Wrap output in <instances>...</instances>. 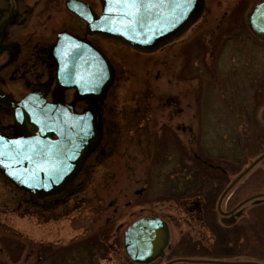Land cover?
I'll return each instance as SVG.
<instances>
[{"label":"rangeland","instance_id":"1","mask_svg":"<svg viewBox=\"0 0 264 264\" xmlns=\"http://www.w3.org/2000/svg\"><path fill=\"white\" fill-rule=\"evenodd\" d=\"M205 1L198 22L153 54L109 45L117 76L104 109L106 156L90 160L59 205L39 202L0 176V264H52L77 246L94 264H134L124 232L143 216L162 219L170 231L165 258L153 264L176 258L264 264V206L248 207L237 224L213 231L219 215L207 198L216 192L215 178L236 179L264 154V69L237 83L241 91L226 88L218 96L211 54L237 29L249 36L248 15L262 0ZM195 37L198 47L189 43ZM203 50L208 67L200 75ZM245 178L252 181L245 195L263 190L264 160ZM197 202L210 209L211 229Z\"/></svg>","mask_w":264,"mask_h":264},{"label":"water","instance_id":"2","mask_svg":"<svg viewBox=\"0 0 264 264\" xmlns=\"http://www.w3.org/2000/svg\"><path fill=\"white\" fill-rule=\"evenodd\" d=\"M100 3L99 17L81 15L89 32L141 54H153L186 34L202 17L206 5L205 0ZM248 26L264 42V0L249 13ZM58 42L55 69L59 92L52 101L39 89L20 100L0 91V118L10 119L0 127V176L39 202L52 199L58 203L80 180L89 159L96 154L106 156L101 147L105 137L104 109L117 76L111 60L87 41L62 34ZM67 90H74L69 102L64 97ZM79 104L85 106L82 111L76 110ZM262 118L264 121V113ZM263 160L264 154L229 189ZM219 212L228 215L220 209ZM169 242V227L158 217H140L124 232V250L134 264L163 259ZM175 263L259 264L186 259L166 264Z\"/></svg>","mask_w":264,"mask_h":264},{"label":"flooded vegetation","instance_id":"3","mask_svg":"<svg viewBox=\"0 0 264 264\" xmlns=\"http://www.w3.org/2000/svg\"><path fill=\"white\" fill-rule=\"evenodd\" d=\"M85 13L99 17L102 14L100 0H0V91L20 100L39 89L46 94L49 101H52L59 92L56 91L58 87L55 65L56 50L59 46L57 43H59L62 34L87 41L101 50L112 62L108 54L109 45H121L90 33L87 22L81 17ZM247 31L249 32L248 37L246 36V29H237L225 37L224 42L215 44L214 52L211 54L213 78L218 96H225L227 94L226 88L230 90L234 88L233 94L241 91L236 90L237 83L251 82L253 74L258 73L260 68L264 69V42L251 32L248 25ZM197 39V37L191 38L189 43L192 44L195 41L200 46V41ZM202 52L200 64L203 68L201 69L200 66V75H204L205 68L208 67L205 50ZM228 62L230 65L227 64ZM261 77V81H263L264 73ZM73 94L74 90L65 92L64 97L67 102L72 100ZM83 107H85L83 104H79L76 110L82 111ZM0 116L3 115L0 114ZM5 120L6 116L0 118V127L8 124L5 123ZM91 159L84 165L81 178L83 175L85 177V172L88 173ZM247 175L248 173L237 181L231 189L229 188L235 179L229 182L226 181L228 179L225 176L214 179L213 189L216 192L213 196L210 194L207 196L208 199L215 200L213 206L219 215L217 221L216 218L211 220L215 222L213 231L216 230V227L217 229L220 227L230 228L237 224L241 218L240 212L246 211L248 207L264 206V189L254 195H245L246 190L252 184V181L246 180ZM228 189L229 191H227ZM56 205H59V202ZM194 205L201 212L202 224L205 222L206 227L211 229L210 218L207 214L210 212L208 206L203 202H197ZM219 209L228 215H222ZM237 214H240L239 217L235 221H230ZM229 237L226 235L225 239H230ZM219 239L220 236H218V242H220ZM198 252L204 253L209 252V250L201 249ZM195 260L216 261L212 259Z\"/></svg>","mask_w":264,"mask_h":264},{"label":"trees","instance_id":"4","mask_svg":"<svg viewBox=\"0 0 264 264\" xmlns=\"http://www.w3.org/2000/svg\"><path fill=\"white\" fill-rule=\"evenodd\" d=\"M84 251L83 246L73 247L61 256L56 257L55 255L52 259V264H94L92 260L88 259Z\"/></svg>","mask_w":264,"mask_h":264},{"label":"bare ground","instance_id":"5","mask_svg":"<svg viewBox=\"0 0 264 264\" xmlns=\"http://www.w3.org/2000/svg\"><path fill=\"white\" fill-rule=\"evenodd\" d=\"M194 46H197V47H198V46H199V44H198V43H196Z\"/></svg>","mask_w":264,"mask_h":264}]
</instances>
